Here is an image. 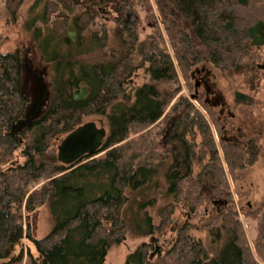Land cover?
Here are the masks:
<instances>
[{
	"label": "trees",
	"instance_id": "trees-1",
	"mask_svg": "<svg viewBox=\"0 0 264 264\" xmlns=\"http://www.w3.org/2000/svg\"><path fill=\"white\" fill-rule=\"evenodd\" d=\"M102 2H111L117 16L103 17ZM155 3L159 19L145 10L146 35L139 9L149 0H65L73 23L50 19V0H36L26 29L52 65V83L47 108L17 134L13 126L31 104L23 92V56L0 52V264H21L26 256L29 264H107L111 247L129 235L169 236L178 210L192 214L206 201L208 180L223 208L203 235L185 221L167 250L144 240L122 264H259L237 211L226 205L233 196L222 156L234 173L252 164L261 147L254 139L223 137L214 121L220 153L207 119L180 95L174 58L184 77L202 63L251 71L264 58V0ZM141 71L146 78L133 83ZM83 86L88 93L77 99ZM235 96L238 103L252 101L246 93ZM92 116L108 129L102 151L73 167L63 164L59 140ZM161 188L166 200L158 206ZM43 205L53 226L36 238L31 214ZM249 215L258 221L254 247L264 261V203ZM26 239L36 254L26 250Z\"/></svg>",
	"mask_w": 264,
	"mask_h": 264
},
{
	"label": "rangeland",
	"instance_id": "rangeland-1",
	"mask_svg": "<svg viewBox=\"0 0 264 264\" xmlns=\"http://www.w3.org/2000/svg\"><path fill=\"white\" fill-rule=\"evenodd\" d=\"M61 1L50 0L48 8V17L50 19L53 20L59 15L63 16L60 14L62 9H59L61 8ZM35 2L36 0H0V52H14L19 49L24 58L29 59L32 67L42 72L46 70L45 63L33 45L25 22V20L30 21L32 6ZM149 3L139 9L141 19L144 21L141 24L144 26L145 33L147 32L146 35L151 30L146 24L148 20L146 19L145 10L151 8L155 18L159 19V11L155 0H149ZM99 9L103 17L110 18L109 16H117L111 3L102 2ZM149 18L151 21L154 20L152 15ZM160 21L161 30L164 31L162 20ZM166 42L168 43L167 47L172 52L168 40ZM262 52L264 55V48ZM174 60L182 84L180 95H184L192 101L196 109L207 119L211 125L220 153L222 151L220 148V134L217 132L214 121L219 122L218 126L223 130V137L230 138V140H238L244 144L254 139L261 147L260 155L252 164L238 168L234 173L227 169L223 156L222 163L227 171L230 191L233 196V201L231 200L227 204H224L229 209L237 211V215L243 223L246 236L252 247L255 260L259 264H264L261 258L262 253L256 252V248L254 247V241L259 234L258 221L249 215L251 211L258 210L264 203V58L255 65H252L251 71L243 74L223 72L210 63H202L191 69L186 77H184L181 67L175 58ZM47 66L48 70L44 75V82L50 87L52 83V75L50 73L52 65L48 63ZM145 78L146 75L141 71L134 75L133 83L141 84ZM23 81L24 94L26 93L29 97H32L33 94L35 95L36 83L34 75L26 70ZM77 91L81 93V89H77ZM236 92L250 95L252 101L249 104L236 102ZM48 104V102L45 103L43 111L47 108ZM100 119L104 121L103 118L92 116L87 117L84 122L91 120L99 122ZM155 126L145 129L140 134L152 128L158 129ZM105 127L107 128L106 125ZM138 136L139 134H132L130 139L137 138ZM163 190V188L160 189L158 206H161L166 200L163 198ZM204 192L207 199L198 207L195 213L190 214L185 208H181L176 212V220L169 236L165 238L157 235L153 238L142 239L129 235L122 245L111 247L107 257V264H122L127 255L134 251L144 240H152L154 247L167 250L175 238V232L185 221L201 227V230L197 229L193 233L198 236L203 235L204 233L200 231H203L204 228L202 227L204 224L209 223L210 217L223 208L220 200L214 198L211 194L210 180L207 181ZM156 211L157 208L151 210L154 215ZM31 224L33 236L36 238H41L51 231L53 222L46 205L39 207L31 214ZM25 244L26 250L28 248V251L30 250L36 254V248L31 241L26 239ZM21 264H29L27 256Z\"/></svg>",
	"mask_w": 264,
	"mask_h": 264
},
{
	"label": "water",
	"instance_id": "water-1",
	"mask_svg": "<svg viewBox=\"0 0 264 264\" xmlns=\"http://www.w3.org/2000/svg\"><path fill=\"white\" fill-rule=\"evenodd\" d=\"M71 36L75 38V33H71ZM87 93L88 89L83 86L81 93L76 91V98H83ZM47 97V86L42 76H40L37 96L31 102L26 117L13 126L12 131L14 134L23 130L24 127L30 126L40 116ZM107 135L108 129L102 119L99 122L96 120L83 122L59 140L57 146L59 161L69 167H73L85 158L98 156L103 149ZM44 264H47L46 261Z\"/></svg>",
	"mask_w": 264,
	"mask_h": 264
},
{
	"label": "flooded vegetation",
	"instance_id": "flooded-vegetation-1",
	"mask_svg": "<svg viewBox=\"0 0 264 264\" xmlns=\"http://www.w3.org/2000/svg\"><path fill=\"white\" fill-rule=\"evenodd\" d=\"M82 1V0H81ZM98 2H100V0H98ZM61 8H59V9H62V12L60 13L61 15H63V16H58V17H56V18H58V19H66L68 22H71V23H73V22H75L76 20L75 19H73L72 17H71V15L69 14V12L67 11V9H66V7H65V0H62L61 2ZM103 3H111V2H103ZM112 4V3H111ZM100 5H101V3H100ZM100 5H98L97 6V8H99V6ZM114 8V7H113ZM100 10V9H99ZM109 17H111V16H109ZM114 17H116V16H114ZM71 33H74V32H70L69 34H70V36H71ZM30 35H31V39H32V42H33V45H34V47H36V50L38 51V47H37V44H36V42H35V40H34V36H33V31H32V33H30ZM72 37V36H71ZM73 38V37H72ZM73 39H76V34H75V38H73ZM16 51H20L19 49H17ZM15 52V51H14ZM39 52V51H38ZM22 54V53H21ZM39 54H40V52H39ZM22 56H23V54H22ZM40 56H41V58L43 59V61H44V63H45V58H44V55H42V54H40ZM23 58V68H24V70L26 71V70H28L31 74H33L34 75V79H35V83H36V94L34 95L33 94V96L32 97H29V96H27L26 95V93L24 94L25 96H27L28 98H30L31 99V102L34 100V98L37 96V92H38V89H39V77L40 76H42V78H43V81H44V75L47 73V70H48V66H47V63H45V68H46V70L45 71H42V72H40V71H38V70H36V69H34L33 67H32V65L30 64V61H29V59L28 58H24V56L22 57ZM25 71H24V74H25ZM45 83V82H44ZM46 84V83H45ZM46 86H47V91H48V96H49V86L46 84ZM24 88V87H23ZM76 91L77 90H75V95H76ZM23 92H25L24 91V89H23ZM46 102H48V97H47V99H46V101H45V103ZM45 103H44V105H45ZM44 105H43V107H44ZM43 107H42V111H41V114H42V112H43ZM40 114V115H41Z\"/></svg>",
	"mask_w": 264,
	"mask_h": 264
}]
</instances>
